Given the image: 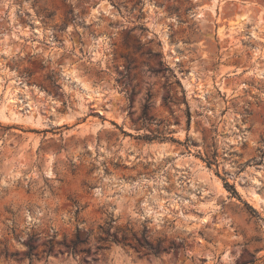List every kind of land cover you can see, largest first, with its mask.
Listing matches in <instances>:
<instances>
[{
  "label": "rangeland",
  "instance_id": "rangeland-1",
  "mask_svg": "<svg viewBox=\"0 0 264 264\" xmlns=\"http://www.w3.org/2000/svg\"><path fill=\"white\" fill-rule=\"evenodd\" d=\"M0 264H264V0H0Z\"/></svg>",
  "mask_w": 264,
  "mask_h": 264
},
{
  "label": "trees",
  "instance_id": "trees-1",
  "mask_svg": "<svg viewBox=\"0 0 264 264\" xmlns=\"http://www.w3.org/2000/svg\"><path fill=\"white\" fill-rule=\"evenodd\" d=\"M226 187L229 189H233L228 183H226Z\"/></svg>",
  "mask_w": 264,
  "mask_h": 264
}]
</instances>
